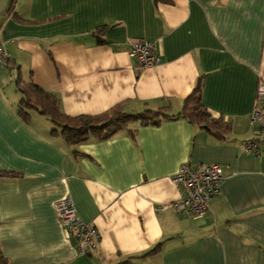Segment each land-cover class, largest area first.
<instances>
[{
	"label": "crops",
	"instance_id": "crops-1",
	"mask_svg": "<svg viewBox=\"0 0 264 264\" xmlns=\"http://www.w3.org/2000/svg\"><path fill=\"white\" fill-rule=\"evenodd\" d=\"M0 4L9 53L0 69V171L13 174L0 177V248L10 264H264V145L244 152L257 136L251 118L264 78V0ZM138 40L158 46L160 64L139 69L130 55ZM18 76L55 95L71 117L120 105L179 114L202 80L204 106L232 130L220 140L180 117L70 145L52 135L48 116L23 118ZM213 163L225 177L210 212L162 210L180 199L172 177L183 164ZM69 196L100 234L86 255L56 212Z\"/></svg>",
	"mask_w": 264,
	"mask_h": 264
},
{
	"label": "trees",
	"instance_id": "trees-1",
	"mask_svg": "<svg viewBox=\"0 0 264 264\" xmlns=\"http://www.w3.org/2000/svg\"><path fill=\"white\" fill-rule=\"evenodd\" d=\"M12 9L14 4H12ZM102 32H100L101 34ZM99 43L105 41L98 38ZM19 91L23 97L19 103V112L28 120L30 111H37L48 116L53 124L52 135L63 136L66 143L77 145L90 139H108L121 131L129 129L130 124L139 123L142 126L159 125L165 120L185 118L192 124L204 129L214 137L225 140L231 133V124L222 118H215L204 106L202 101L203 81L199 80L193 92L184 100L181 113L172 114L170 106L157 110L145 109L141 112H124L120 106L114 107L100 115H83L71 117L64 114L60 108V100L53 94L37 87L34 83L25 82L20 76L16 79ZM13 174L0 171V177ZM159 251L156 247L148 253L155 254ZM140 258V257H139ZM142 258V257H141ZM131 258L121 264H130ZM0 264H10L0 248Z\"/></svg>",
	"mask_w": 264,
	"mask_h": 264
},
{
	"label": "built area",
	"instance_id": "built-area-1",
	"mask_svg": "<svg viewBox=\"0 0 264 264\" xmlns=\"http://www.w3.org/2000/svg\"><path fill=\"white\" fill-rule=\"evenodd\" d=\"M130 55L138 62L139 69L154 67L161 63L162 54L158 46L148 40L133 43ZM9 65V53L0 41V69ZM251 122L257 136L244 147L246 154H254L264 145V78L260 80ZM223 166L220 164H183L172 181L178 187L180 199L165 205L163 209H173L179 213L204 217L210 212L211 201L222 194L224 180ZM57 215L68 236L78 241L81 255H86L98 246L100 234L91 224L83 222L72 197H65L56 203Z\"/></svg>",
	"mask_w": 264,
	"mask_h": 264
},
{
	"label": "rangeland",
	"instance_id": "rangeland-1",
	"mask_svg": "<svg viewBox=\"0 0 264 264\" xmlns=\"http://www.w3.org/2000/svg\"><path fill=\"white\" fill-rule=\"evenodd\" d=\"M1 1H2V0H0V3H1ZM1 8H2V7H1V4H0V10H1Z\"/></svg>",
	"mask_w": 264,
	"mask_h": 264
}]
</instances>
